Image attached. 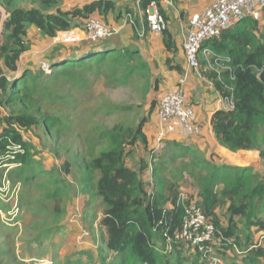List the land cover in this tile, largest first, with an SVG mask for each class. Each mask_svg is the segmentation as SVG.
Wrapping results in <instances>:
<instances>
[{
	"label": "trees",
	"instance_id": "1",
	"mask_svg": "<svg viewBox=\"0 0 264 264\" xmlns=\"http://www.w3.org/2000/svg\"><path fill=\"white\" fill-rule=\"evenodd\" d=\"M8 1L0 0V5L4 2L8 4ZM153 1L156 0H141V9L145 10ZM57 3V0H43L42 9L12 7L6 10L8 16L2 25L0 169L6 168L3 165L22 167L24 164L17 175L22 174L30 162L29 145L23 141L19 130H28L39 125L40 121L32 113L3 116L1 109L16 102L31 105L35 95H42V98L45 95L44 99L48 100L58 98L59 94H54L56 91L50 83L56 79L53 76L68 78L70 73L67 70L85 66L91 69L92 64L98 67L107 61V66L112 67V74L121 71L123 78L140 74L142 79L149 75L153 80L151 92L158 93L159 90L160 79L153 74L150 64L137 48L120 44L118 39H114L115 35L102 42H88L92 45L80 43L71 53L51 57L47 65L54 69L52 73L56 75H47L42 68L36 73L31 69H20V58L30 47L26 41L29 28L33 27L41 36L51 39L60 32L84 27L91 17L103 21L116 9L107 0H92L68 11L55 8ZM50 9H55V12H49ZM261 18H245L224 30L218 38L203 44V48L210 49L215 56L228 59L224 63L228 68L218 76L211 73L209 78L220 97L231 100L232 109L216 111L210 123L216 141L231 152L229 158L233 160L237 156L246 157L248 154L241 152L247 151H258L264 160V132L260 133L264 131V24ZM144 24L146 26V22ZM146 30L147 35V27ZM133 31L136 40L144 39L138 37L135 29ZM161 35L165 49L171 51V37L167 29ZM83 46L87 49L81 51ZM155 103V100L151 103L149 118L132 125L117 122L110 129H101L96 144L98 149L88 154L85 162V166L95 173L92 180L104 208L99 224L104 232L107 251L115 254L119 261L116 264H209L204 253L180 237L185 207L191 204L217 230L213 239L216 244L206 243L214 255L224 258L227 251L237 249L249 261L264 257V250L254 246L250 236L252 228L264 231V180L252 168L213 163L194 147L181 142L166 143L170 147L164 150L165 154L178 152L176 155L185 160L184 167L190 169L189 174L199 183V200L191 203L190 200L180 202L182 193L178 180L167 183L165 175L160 174L165 162L160 161L158 167L153 168L152 174L159 175L161 182L157 193L147 191L141 178L148 169L146 162L140 161L137 171L126 166L125 160L136 144L147 145L143 130L157 111ZM103 109L108 114L125 111L128 107L107 103ZM52 115V112H44L41 123L50 128ZM3 123L5 125H1ZM211 156L221 159L219 155ZM3 157H8V160L3 161ZM63 169L69 174L70 164L65 162ZM219 183L223 184L221 192L215 190ZM61 190L55 187L52 194H59ZM166 205L171 208L167 209ZM220 219H224L226 224H222ZM224 260L227 261V258Z\"/></svg>",
	"mask_w": 264,
	"mask_h": 264
},
{
	"label": "rangeland",
	"instance_id": "2",
	"mask_svg": "<svg viewBox=\"0 0 264 264\" xmlns=\"http://www.w3.org/2000/svg\"><path fill=\"white\" fill-rule=\"evenodd\" d=\"M90 1L92 0H57L58 3L54 7L68 11ZM107 1H111L116 9H121V17L125 7L132 8L135 0ZM42 2L43 0H9L8 4L4 2L5 5L1 2L0 39L2 25L8 16L6 10L12 7L42 9ZM49 12H55V9H50ZM115 16L109 14L103 22L110 25L109 20L111 24H115ZM74 29L82 32L83 27ZM26 39L30 47L21 56L19 66L22 70L31 69L35 73L41 70L44 64L47 65L51 57H57L59 53H71L80 43H88L79 39L70 43H56L54 38L41 36L33 27L28 29ZM114 39H118L120 44L130 42L132 46L136 45L135 40L124 32L116 35ZM139 48L145 61L154 59L160 62L159 55L153 57L151 52H145L142 45ZM225 62L227 61L209 60V64L199 63L198 71L212 82L209 78L211 73L218 76L228 68ZM94 65H91V69L85 66L67 70L66 72L70 73L68 78L57 76L52 73L54 69L48 67L45 73L56 75L53 76L56 79L50 83L56 91L54 94H59L58 98L48 100L44 99L45 95L43 98L42 95H35L31 105L16 102L1 109L3 116L32 113L40 124L28 130H19L23 141L29 145L30 162L22 174L16 173L24 164L22 167L3 165L6 168L0 169V264L119 262L115 254L108 252L105 247L104 232L99 224L104 208L96 195L92 180L95 173L85 166V162L87 155L98 149L96 144L101 129H110L117 122L132 125L143 118H149L152 101H156L157 108L159 96L164 90L161 93H152L153 80L149 75H146L145 79H142L140 74L123 78L121 71L112 74V67L107 66V61L98 67ZM153 74L155 75L154 70ZM107 103L126 106L128 109L107 114V110L103 109ZM46 111L53 113L50 128L46 123H41ZM168 142L170 141L163 140L157 144L151 138L146 147L137 143L125 160L126 166L137 171L140 161L146 162L148 169L141 178L147 191L157 193L161 182L159 175L152 174L153 168L158 167L160 161L165 162L164 167L160 168V174L165 175L167 183L178 180L184 200L194 203L199 200V183L189 174L190 169L184 167L185 160L176 155L178 152L174 151L173 155L165 154L164 150L170 147L166 145ZM226 150L221 151V159L214 158L211 161L228 166L252 168L264 180V160L260 158L258 151H247L246 157L237 156L233 160L229 158L231 152ZM7 158L2 159L6 161ZM186 160L188 161L189 157ZM65 162L70 164L69 174L64 172ZM56 181H59L57 185ZM222 185L217 184L215 190L221 192ZM55 187L62 190L53 195ZM166 208L170 209L171 206L166 205ZM218 215L222 218L219 213ZM220 220L222 224H226L224 219ZM250 236L253 245L264 250V231L252 228ZM225 255L227 261L221 256H215L219 257L223 264H264V257L249 261L237 249L227 251Z\"/></svg>",
	"mask_w": 264,
	"mask_h": 264
},
{
	"label": "built area",
	"instance_id": "3",
	"mask_svg": "<svg viewBox=\"0 0 264 264\" xmlns=\"http://www.w3.org/2000/svg\"><path fill=\"white\" fill-rule=\"evenodd\" d=\"M140 2L141 0H137L134 10L123 15L124 24L135 29L139 38L146 36V27L148 32L153 34H161L165 31L167 22L161 12L159 0L151 2L145 10L141 9ZM165 4L172 7L171 0H165ZM263 11L264 0H214L201 14L192 15L189 20L188 32L183 40V52L187 68L195 72L199 70L198 56L200 53L205 58L213 57L215 62L228 61V59L215 56L210 49L203 48V44L218 38L224 30L245 18L259 20ZM144 22H146V26ZM117 33L115 28L106 26L101 19L91 17L86 21L82 32L78 29L60 32L54 41L56 43H70L79 39L82 42L95 43L113 37ZM47 68L48 65L46 64L42 66L43 71ZM186 77V74L182 76L180 85L185 83ZM218 96L223 107L222 110L232 109L231 100L223 99L219 94ZM156 114L161 130L156 137L157 144H160L168 134L179 133L186 137L196 136L199 133L193 109L188 104L187 96L180 87L162 95ZM179 200L180 202L184 201L183 194L180 195ZM216 232V228L207 221L204 214L195 205L191 204L185 207L180 237L204 253L209 264H223L222 260L212 253V248L206 245V243L216 244L213 242Z\"/></svg>",
	"mask_w": 264,
	"mask_h": 264
},
{
	"label": "crops",
	"instance_id": "4",
	"mask_svg": "<svg viewBox=\"0 0 264 264\" xmlns=\"http://www.w3.org/2000/svg\"><path fill=\"white\" fill-rule=\"evenodd\" d=\"M136 1L137 0L132 4V8L128 9L125 7L121 17H119L121 9H115L116 12L109 13L111 15H116V19L114 20L115 24H111L108 20L109 26L118 31L116 35L119 36L124 32L128 37L134 39L136 43L134 47L142 54V57L143 53L139 50V46L141 45L142 48L145 49V52H151L153 57L159 55L160 62L154 59L151 61L147 60L150 67L155 71V75L161 79L158 92L161 93L163 90L164 92L171 91L177 87L182 88L187 96L188 104L193 109L195 121L199 127V133L196 136L190 135L185 137L179 133H174L166 135L163 140L176 143L181 142L192 148L194 147L207 160H214L215 157H212V154L219 155V157L222 158L220 156L222 153L221 151L224 152L225 148L221 147L216 141L210 123L211 116L216 111L222 110L223 108L219 101L218 93L212 82L203 76L201 72L191 71L187 68L183 52V40L189 29L190 17L194 14H201L214 0H171L172 7H168L165 4V0H159L161 12L164 14L167 22V32L171 37V51L165 49L163 36L161 34L147 33L144 39L136 40L133 28L130 25L124 24L123 15L127 12L126 9L133 11ZM261 17V23L264 24V11ZM125 45L131 44L129 42V44L125 43ZM204 48L206 47L204 46ZM81 49V51H83L87 48L83 46ZM198 59L199 63L202 65L209 64V60H214L213 57L205 58L201 53ZM185 74L187 76L186 81L183 85H180L179 82ZM164 92L160 95L161 97ZM160 96L159 100L161 98ZM143 131L147 141L152 138L154 143L156 142V137L161 131L156 111L151 117L150 123L145 126Z\"/></svg>",
	"mask_w": 264,
	"mask_h": 264
},
{
	"label": "bare ground",
	"instance_id": "5",
	"mask_svg": "<svg viewBox=\"0 0 264 264\" xmlns=\"http://www.w3.org/2000/svg\"><path fill=\"white\" fill-rule=\"evenodd\" d=\"M261 18V17H260ZM150 33V32H149ZM158 108V107H157ZM156 113H157V111H156Z\"/></svg>",
	"mask_w": 264,
	"mask_h": 264
}]
</instances>
